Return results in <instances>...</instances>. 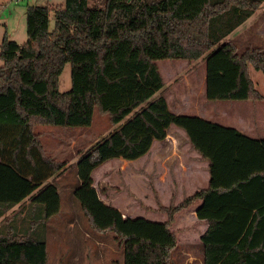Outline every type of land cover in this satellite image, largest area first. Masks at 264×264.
<instances>
[{
	"label": "trees",
	"instance_id": "16d2710c",
	"mask_svg": "<svg viewBox=\"0 0 264 264\" xmlns=\"http://www.w3.org/2000/svg\"><path fill=\"white\" fill-rule=\"evenodd\" d=\"M263 3L101 0L90 5L89 0H64L56 8V19L76 21L77 32L59 31L52 39L47 30L38 33L40 29L35 28L28 33L30 44L14 48V43L5 42L2 46L3 68L8 71L6 77L0 74V114L13 119L0 121V164L37 186L38 192L65 170V162L46 156L31 114L18 106L12 108L11 103L20 89H26L20 79L22 71L33 65L36 73L46 61L58 66L52 59L62 44L60 55L65 59L57 74L61 66L70 64V127H90L95 110L107 115L115 127L80 156L76 163L79 185L72 190V198L94 230L116 235L123 264H168L178 245L170 230L173 215L197 201L202 202L197 218L207 223L200 242L202 264H264V139L196 116L171 113L163 97L169 85L156 64L181 60L195 66L204 60L207 102L262 100L249 67L264 77V49L238 52L231 42L222 41ZM16 52L23 55L12 59ZM53 81L56 84L55 76ZM171 126L182 130L192 150L208 162V187L186 196L175 207L160 208L168 216L165 222L124 217L104 204L93 185V171L113 159L134 161L144 156L153 141L165 140ZM15 205L0 201V220ZM249 205L252 211H243ZM47 213V205L31 202L20 227L12 218L0 226V264H47L46 242L37 235Z\"/></svg>",
	"mask_w": 264,
	"mask_h": 264
},
{
	"label": "rangeland",
	"instance_id": "374dc122",
	"mask_svg": "<svg viewBox=\"0 0 264 264\" xmlns=\"http://www.w3.org/2000/svg\"><path fill=\"white\" fill-rule=\"evenodd\" d=\"M100 1L89 0V4L95 5ZM63 2L64 0H22L15 4L13 0H0V74L2 76L6 77L8 71L3 68L5 61L3 60L2 46L5 42L10 43V46L11 42L14 43V48L30 44L32 41L29 40L28 33L33 32L35 28L40 29L38 33L44 29L47 30L48 36L52 39L59 31H63V33L78 31L76 21L64 17L56 19L58 14L56 8L62 6ZM76 16L82 24L80 16ZM262 22H264V8L247 20L240 29L232 32L222 43L231 42L238 52H243L251 47L263 49L264 39L259 36L257 29L259 23L262 24ZM56 27L61 30H56ZM42 28L43 30H41ZM261 28V31L264 32V28ZM239 33L243 34L239 36ZM70 43L73 41L71 40ZM61 46L62 44L55 50L54 59H52L58 66L64 63L65 59L60 55L62 54ZM34 47L35 44L29 53V58L33 55ZM22 55L23 53L16 52L12 55V59ZM156 64L163 81L170 86L168 92H165L168 98L164 95L165 93L163 96L166 100L168 99L171 106L175 102L174 100L188 99L187 105L198 107L199 112L208 118L205 120L210 119L211 122L224 127L240 126L241 128H243L240 125L241 122L249 121L250 113L254 118L258 114L257 110L264 109L262 106V109L248 108L247 117L244 118L243 114L245 113L241 112L243 110L233 108L234 105L244 102H207L211 106L207 104L201 108L200 104L204 103V95L201 94L199 84L202 75H205L204 60H198L195 66H193L194 63L189 62L188 64L187 61L181 60H164L158 61ZM58 66L52 67L49 61H46L36 73H34L33 65L23 70L20 79L26 89H20L18 95L11 98V103H13L12 108L17 109L18 106L31 114L30 118L35 133L40 136L46 156L58 163L65 162L66 168L60 175L49 180L51 182L47 184L48 187L46 186L38 192L37 186L31 184L30 187V182L21 180L7 166L0 164V201L8 200L16 203L14 208L6 214L4 220H0V226L8 223L12 218L16 219L15 224L20 227L21 219L27 208L25 205L31 204V202L44 203L48 206V218L39 224L37 235L39 239L46 242L47 264H123L122 248H119L114 240L116 235L112 231L98 232L94 230L79 204L72 198V190L79 185L76 163L80 156L102 138L108 136L115 127L110 123L107 115L101 114L97 110L93 113L90 127H70L68 107L70 104L71 69L70 64L65 63L57 74ZM249 75L255 89L264 97L262 73L249 67ZM54 76L56 84L53 81ZM183 81L184 86H179V82ZM11 95L13 94L11 93ZM251 103L255 107V102ZM226 106H230L232 109L228 110ZM213 109H219L220 112L213 114ZM11 119L13 118L7 117L6 114H0V121ZM174 129H169L166 139L172 141L171 137H173L180 140L177 136L178 132H175ZM252 135L254 134L252 133ZM182 154L181 152L176 155L171 151L169 160L161 166H153L151 161L142 164L122 159L107 161L93 171V185L101 201L115 206L113 208L117 207L124 217L165 222L168 216L161 212L160 208L175 207L186 197L184 196L181 201L174 199L178 177L186 171L181 165ZM158 183L161 184L159 189ZM55 189L59 191L56 194ZM167 189L173 194L172 196ZM30 195H32L31 198ZM182 211L173 215L170 225L171 228L172 224L176 222L172 227V232L175 233L176 238L180 234V243L170 254L168 264H201L202 250L200 244L196 242V234L189 235L191 240L185 239L186 234L195 230L192 215L189 212L181 213ZM188 258L189 260H187Z\"/></svg>",
	"mask_w": 264,
	"mask_h": 264
},
{
	"label": "crops",
	"instance_id": "0c3cea01",
	"mask_svg": "<svg viewBox=\"0 0 264 264\" xmlns=\"http://www.w3.org/2000/svg\"><path fill=\"white\" fill-rule=\"evenodd\" d=\"M263 8H264V3L255 12V14L258 13ZM255 14H253L250 18L255 16ZM259 24L260 25L257 28L258 34L261 38L264 39V32L261 31V29H262L261 27L264 28V22H262V24L261 23H259ZM241 26H239L237 29H240ZM242 34L243 33H239V36H241ZM251 48H253V47H251ZM260 49H262V48H260ZM184 62H186V61H184ZM170 69H172V68L170 67ZM181 85L184 86V81L179 82V86H181ZM193 85H195V83H193ZM199 88L201 90L202 96L205 95V75L204 74L201 77ZM168 90H169V88H168ZM168 90L166 91V93L168 92ZM166 93L164 95H166V97H167ZM174 101L175 102L171 106L169 104L168 99L166 100L168 109L171 113H173L175 115L196 116V117H199L202 119H208L207 117H205L203 114H201L199 112L198 107L188 106L187 105L188 99H181V100L177 99ZM203 101H204V103L200 104L202 107L201 106H199V107L204 108L207 104L209 106H211L210 103H207L205 96L203 98ZM222 102H231V101H222ZM232 102H234V101H232ZM241 102H244V103L239 104V105H234L233 108L235 110H240V111L243 110L241 112L245 113V114H243L244 118H245V116L247 117L246 111L248 108L262 109L261 106L264 108V97H262V100L255 102V107H253V105L250 101H241ZM226 108L228 110L232 109L230 106H228V107L226 106ZM257 111H258V114L254 118H252V115L250 113L249 115L251 117H250L249 121L241 122L240 125L243 128H241L240 126H234V127H230V128H234V129L238 130L239 132L243 133L244 135L251 137V138H254V139H264V109L261 111L260 110H257ZM218 112H220L219 109H217V110L213 109L212 110L213 114H217ZM208 121H211V120L209 119ZM246 123H248V124L245 125ZM244 126H247V127H244ZM171 128H175L174 131L178 132L177 136H178V139H180V140H177V139H174L173 137H171L172 141H170V139H166V138H165L166 140H163V141H153L151 148L147 154L138 158L137 160L130 161V162H136L137 164H142L143 162L147 163L148 161H151V164L153 166H161V165H164L167 162V160H169L171 151H172V153H175L176 155H177V153L182 152L183 154H182L181 165L183 166V168L186 171L183 172V174H180V176L178 177L177 187L175 188V191H174L175 192L174 193V195H175L174 199L181 201L184 196H190V195L194 194L195 192L199 191L200 189H205L208 187V183H209V173L207 171L208 162L205 160H202L201 156L197 152L192 150L191 145L187 142V137L182 130H180L174 126H171L170 129ZM252 133L254 135L256 134V136L254 137V135H252ZM50 182L51 181H48V184H50ZM157 185H158V189H159L161 187L160 186L161 184L158 183ZM29 186L31 187V183ZM167 190L169 191V189H167ZM57 192H59L58 189H55V194ZM172 195L173 194L170 192V196H172ZM201 203H202L201 201H197L193 205L189 206L187 209H185L181 212V213H188L189 212V214L191 213L192 220H193L192 222H194V227H195V230L193 232L186 234L187 236L185 237V239L191 240L189 235L196 234V236H197L196 242H197V244H200V246H201V243H200L201 242V236L207 230V223L204 220H199L197 218V215H196V211L201 206ZM29 204L30 203H27V205H25V206H28ZM104 204H106V203H104ZM106 205H108V204H106ZM110 206L115 207L113 205H110ZM115 209H117L121 213V211L117 207ZM243 211H252V205H249L246 208H243ZM181 213H179V214H181ZM130 218H132V217H130ZM175 224H176V222H174L172 224V227ZM172 227L170 228L171 231H173ZM179 235L180 234L177 235V244L178 245L180 243ZM191 238H192V236H191ZM195 246H197V245H195ZM184 254L187 256V254L185 252H184ZM187 260H189V258ZM201 264H202V259H201Z\"/></svg>",
	"mask_w": 264,
	"mask_h": 264
},
{
	"label": "built area",
	"instance_id": "2783aa9c",
	"mask_svg": "<svg viewBox=\"0 0 264 264\" xmlns=\"http://www.w3.org/2000/svg\"><path fill=\"white\" fill-rule=\"evenodd\" d=\"M15 4L20 3L22 0H13Z\"/></svg>",
	"mask_w": 264,
	"mask_h": 264
}]
</instances>
